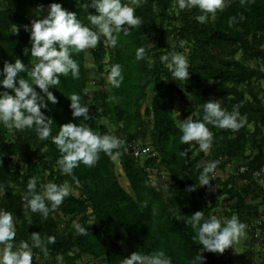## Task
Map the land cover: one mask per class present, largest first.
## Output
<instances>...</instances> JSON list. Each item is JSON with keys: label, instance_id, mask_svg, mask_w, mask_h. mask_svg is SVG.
Wrapping results in <instances>:
<instances>
[{"label": "trees", "instance_id": "obj_1", "mask_svg": "<svg viewBox=\"0 0 264 264\" xmlns=\"http://www.w3.org/2000/svg\"><path fill=\"white\" fill-rule=\"evenodd\" d=\"M132 1H136L132 6L142 24L125 25L129 34L121 32L115 47L102 35L95 49L73 52L80 66L79 77L74 78L71 72L61 75L60 84L49 89L57 103L46 101L48 107L42 109L53 120L47 139H41L35 127L9 129L0 123V185L6 190L0 194V208L14 214L15 243L27 241L31 245L32 232H40L45 240L47 236L56 238L54 244H47V252L33 248L32 264H40L36 257L42 258L44 264H83L84 258L99 264H121L123 258L136 251L151 254L158 250L170 256L173 264H191L199 253L206 258L204 264H225L220 253L202 251L203 246L193 239L197 229L188 223L198 210L204 212L205 218L215 215L221 199L222 203L230 202L222 212L225 218L238 215L251 237L259 233L258 264H264V188L258 194L253 190V174L264 165V103L254 87L264 81V0H223V8L214 16L209 14L206 23L197 21L196 17L203 14L198 7L180 10L177 0ZM132 1L124 0L129 4ZM86 2L0 0V69L4 61L19 58L27 66L20 76L34 83L30 72L39 58L31 56L30 31L25 30V25L30 28L33 19L46 14L48 5L60 3L95 29L87 19L88 12L95 14V9L85 8ZM233 16L236 22L229 24ZM157 25L165 29L159 30ZM167 39L171 42L164 43ZM140 47L146 54L137 60ZM25 49L29 50L27 54ZM173 49L181 54L188 51L187 80L174 79L161 60ZM86 53L94 74L86 67ZM254 62L256 67L245 64ZM116 63L122 66L124 77L119 88L107 85L104 79ZM71 93L79 94L81 103L89 105L87 121L82 116H72L67 98ZM148 97L150 105L144 108ZM209 99L219 100L229 112L239 105L242 126L229 129L208 125L214 141L206 155L197 143L181 144L180 125L184 118H176L174 112L178 101L185 118L202 119V105ZM69 121L126 141L116 160L127 189L118 180L115 160L103 151L94 166L80 163L74 169L78 184L60 171L56 162L61 153L52 138ZM147 137L151 157L135 162L125 147ZM188 147V156H181L180 151ZM216 160L219 164L215 171L234 164L235 178L222 181L210 174V184L200 185L203 165ZM152 171L167 175L165 191L150 180ZM32 177L38 178L37 191L49 181H67L71 185V195L47 218L25 207L23 197ZM236 181L244 186L237 187ZM193 186L194 190H190ZM214 187L216 190L208 196L207 191ZM249 197L259 202L248 204ZM74 221L88 233L80 234L72 226Z\"/></svg>", "mask_w": 264, "mask_h": 264}, {"label": "clouds", "instance_id": "obj_2", "mask_svg": "<svg viewBox=\"0 0 264 264\" xmlns=\"http://www.w3.org/2000/svg\"><path fill=\"white\" fill-rule=\"evenodd\" d=\"M180 10L198 7L203 14L196 17L200 23H206L209 14L215 15L218 9L223 8V0H177ZM43 13V5L38 6ZM85 8L95 9V14L88 12L87 19L90 27L84 24L78 14L69 11L60 3L48 5L46 14L39 15L30 23V28L25 25V30L30 31L31 56L37 57L38 62L31 68V78L34 83L20 76L27 71V66L21 59L14 62L4 61L0 69V123L9 129L36 128L41 139H47L52 133L53 120L45 115L42 109H47L48 104L57 103V97L49 89L60 84L61 75L67 76L70 72L74 78L79 77V64L73 58V52L86 49H95L103 35L110 46L118 43L119 34H129L128 26H140L142 21L135 14V8L124 0H88ZM243 20L244 17L240 16ZM236 22V17L229 19V24ZM18 31V29H17ZM29 50L25 49L27 54ZM146 50L140 47L136 51V59L145 57ZM166 67L176 80H187L189 77V62L185 55L175 51L161 56ZM108 82L119 88L123 82L122 66L113 64L107 76ZM34 85L36 87H34ZM37 88L39 91H37ZM69 107L73 117H83L87 121L89 117V105L81 103V97L77 93H71L68 97ZM202 119L195 120L188 117L180 125L182 135L181 144L190 146L196 142L199 149L209 152L213 146L214 134L208 125L219 128L239 129L242 122L240 106L235 105L231 112L221 106L217 99H209L203 105ZM53 142L61 153L57 159V165L63 174L72 176L73 181L79 183L74 174V169L80 163L92 167L99 160V154H105L117 159L121 156L119 149L126 143L120 137L106 133L100 134L86 124H78L69 121L59 127L58 134ZM114 150H117L114 152ZM190 147L181 150V156H188ZM2 164V161H0ZM219 161H210L203 165L200 172V185H209L212 180L210 174H214ZM37 177H32L27 183V192L23 200L25 207L33 213H40L47 218L49 213L56 210L71 195V185L65 181L57 184L49 181L37 191ZM194 190V186L192 189ZM5 188L0 185V194L5 193ZM188 223L197 229L193 237L203 246L202 251L223 253L225 249L244 234L245 224L238 215L230 218H218L211 215L205 218L203 211L194 212ZM80 234L88 231L80 224H76ZM17 229L14 214L4 208H0V264H32L33 248H40L47 252V244H54L55 237L42 238L40 232H32L30 245L27 241L15 243ZM205 257L200 253L191 261V264H204ZM121 264H173L170 256L163 250L145 254L139 251L123 258Z\"/></svg>", "mask_w": 264, "mask_h": 264}, {"label": "rangeland", "instance_id": "obj_3", "mask_svg": "<svg viewBox=\"0 0 264 264\" xmlns=\"http://www.w3.org/2000/svg\"><path fill=\"white\" fill-rule=\"evenodd\" d=\"M130 1V0H129ZM132 1V0H131ZM131 6L136 4V1H132L130 2ZM158 29H165V27L159 26L157 25ZM102 38V36H101ZM171 41L169 39L165 40L164 43H170ZM103 43L106 46H108V44L106 43V41L103 40ZM187 50H185V53L183 55H185L187 57ZM239 57V56H237ZM84 59L86 62V67L88 69H90L91 72H93V65L92 62L90 60V55L89 53H86L84 55ZM247 66L250 67H256L257 63H245ZM92 74V76H93ZM105 79V83L108 85V79L107 77H104ZM254 87L257 89V91L260 93V98L262 100V102L264 103V94H262V90H264V81L262 82H258L254 84ZM150 90V87H149ZM148 90V91H149ZM149 101H145L144 103V108L149 106ZM175 112H174V116L178 119H186L188 117L185 118V111L183 109V106L177 101L176 105H175ZM104 122V121H102ZM149 129L150 127V123H148ZM115 128H112V130ZM249 130H252V127H249ZM138 142H140L146 149H148V151H150L149 149V138H145V139H141L138 140ZM196 144V142H194V145ZM206 155H208V152H205ZM151 157V155H150ZM116 162V175L118 176V180L120 182V184L122 185V187L124 188H128V184L126 182L125 176L121 171V168L117 162L116 159H114ZM145 161V158L142 159V162ZM237 174V169L236 166L234 164H228L225 166L223 171H215L214 174H212V177H218L220 178V180H225L228 177H233L235 178ZM149 178L150 180H152L156 186L157 189L161 190V191H165L167 186L166 184L169 182L168 181V177L167 175L164 174H160V173H156L155 171L149 172ZM255 185H253V190L255 191V194H258L260 192L261 189L264 188V177H262L261 179H257L255 180ZM236 186L237 187H243L244 184H242L240 181H236ZM246 186V185H245ZM217 187V186H216ZM216 187H214L212 190L207 191V195L210 196L213 194V192L216 190ZM254 194V196H255ZM253 196V195H252ZM220 205L219 208L216 210L215 216H217L218 218H225L223 216V210L225 208L226 205L230 204V202H226V203H222L221 199H219ZM259 202V199H252V198H248L247 199V203L248 204H257ZM264 209V207H263ZM263 210L261 209V212ZM261 219L264 221V216L261 217ZM77 224V221H74L72 223V226L74 227ZM260 251V247H259V233L256 231L255 235L253 237L250 236L249 232L247 231V228L245 226L244 229V234L242 236L239 237V239L237 241H235L232 244V247L230 246L229 248L225 249V251L223 253H220L218 256L220 258H222V261L225 264H258V254ZM203 256V253H201ZM35 260H37V262H39L40 264H44V261L42 258L40 257H36ZM83 264H99L96 261L84 258L82 260Z\"/></svg>", "mask_w": 264, "mask_h": 264}, {"label": "built area", "instance_id": "obj_4", "mask_svg": "<svg viewBox=\"0 0 264 264\" xmlns=\"http://www.w3.org/2000/svg\"><path fill=\"white\" fill-rule=\"evenodd\" d=\"M125 152L129 154L135 162H142V159L150 157L148 149L138 141L128 143L125 147ZM262 177H264V165L259 171L253 174L255 180L261 179Z\"/></svg>", "mask_w": 264, "mask_h": 264}, {"label": "crops", "instance_id": "obj_5", "mask_svg": "<svg viewBox=\"0 0 264 264\" xmlns=\"http://www.w3.org/2000/svg\"><path fill=\"white\" fill-rule=\"evenodd\" d=\"M146 101H149L148 103H149V105H150V97H148ZM147 107H148V106H147ZM87 259H89V258H87Z\"/></svg>", "mask_w": 264, "mask_h": 264}]
</instances>
